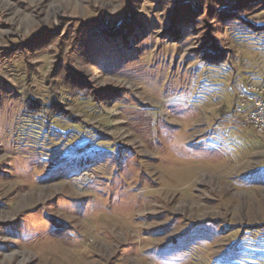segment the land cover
Returning a JSON list of instances; mask_svg holds the SVG:
<instances>
[{
	"label": "rangeland",
	"instance_id": "rangeland-1",
	"mask_svg": "<svg viewBox=\"0 0 264 264\" xmlns=\"http://www.w3.org/2000/svg\"><path fill=\"white\" fill-rule=\"evenodd\" d=\"M249 23L264 0H0V264H264Z\"/></svg>",
	"mask_w": 264,
	"mask_h": 264
},
{
	"label": "built area",
	"instance_id": "built-area-1",
	"mask_svg": "<svg viewBox=\"0 0 264 264\" xmlns=\"http://www.w3.org/2000/svg\"><path fill=\"white\" fill-rule=\"evenodd\" d=\"M237 98L240 103L237 112L245 113L244 124L250 126L257 136L264 135V84L246 86Z\"/></svg>",
	"mask_w": 264,
	"mask_h": 264
},
{
	"label": "trees",
	"instance_id": "trees-1",
	"mask_svg": "<svg viewBox=\"0 0 264 264\" xmlns=\"http://www.w3.org/2000/svg\"><path fill=\"white\" fill-rule=\"evenodd\" d=\"M249 24L251 25V29L255 30L256 33H260L264 30V24H261V23H255L254 25H252L251 23H249ZM211 55H209V58L207 60H205L206 62H209L212 65L213 64L223 65V61H222L224 59L223 57L219 60V58L214 59L213 55H216L215 53L212 56ZM219 57H220V55H219Z\"/></svg>",
	"mask_w": 264,
	"mask_h": 264
}]
</instances>
